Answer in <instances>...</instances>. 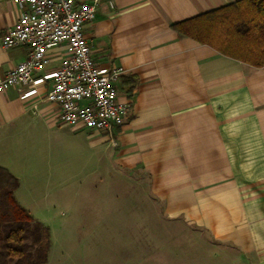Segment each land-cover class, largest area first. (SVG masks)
I'll use <instances>...</instances> for the list:
<instances>
[{"label": "crops", "instance_id": "crops-1", "mask_svg": "<svg viewBox=\"0 0 264 264\" xmlns=\"http://www.w3.org/2000/svg\"><path fill=\"white\" fill-rule=\"evenodd\" d=\"M237 1L101 0L84 34L99 67L125 71L117 88L131 110L115 132L116 162L144 169L168 217L239 250L245 264H264V66L223 55L172 28ZM19 14L12 0H0V36ZM61 53L50 51L45 73ZM28 55L27 46L0 45V74ZM51 83L34 85L31 95L30 86L0 92V167L19 179L18 202L25 179L39 174L36 155L52 153L64 131L66 137L75 132L59 123L57 106L44 98Z\"/></svg>", "mask_w": 264, "mask_h": 264}, {"label": "rangeland", "instance_id": "rangeland-1", "mask_svg": "<svg viewBox=\"0 0 264 264\" xmlns=\"http://www.w3.org/2000/svg\"><path fill=\"white\" fill-rule=\"evenodd\" d=\"M64 133L36 155L39 174L17 195L50 230L45 264H245L239 250L167 216L144 169L116 162L115 132Z\"/></svg>", "mask_w": 264, "mask_h": 264}, {"label": "built area", "instance_id": "built-area-1", "mask_svg": "<svg viewBox=\"0 0 264 264\" xmlns=\"http://www.w3.org/2000/svg\"><path fill=\"white\" fill-rule=\"evenodd\" d=\"M20 14L14 27L0 36L4 49L29 48L28 57L0 74V92L15 86H30L52 80L44 98L58 108L57 119L75 131L89 129L114 133L125 124L131 104L119 96L117 81L123 67L97 65L84 26L96 18L101 0H12ZM112 6V3H110ZM58 49L56 68L45 73L52 62L50 51ZM35 74H43L34 78Z\"/></svg>", "mask_w": 264, "mask_h": 264}, {"label": "trees", "instance_id": "trees-1", "mask_svg": "<svg viewBox=\"0 0 264 264\" xmlns=\"http://www.w3.org/2000/svg\"><path fill=\"white\" fill-rule=\"evenodd\" d=\"M172 28L223 55L264 66V0L230 3ZM19 186V179L0 167V264H45L50 230L17 201Z\"/></svg>", "mask_w": 264, "mask_h": 264}]
</instances>
